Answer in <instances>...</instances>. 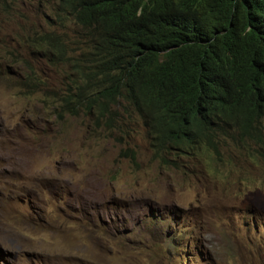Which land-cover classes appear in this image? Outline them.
I'll return each mask as SVG.
<instances>
[{
  "label": "rangeland",
  "instance_id": "374dc122",
  "mask_svg": "<svg viewBox=\"0 0 264 264\" xmlns=\"http://www.w3.org/2000/svg\"><path fill=\"white\" fill-rule=\"evenodd\" d=\"M3 7L0 54L24 59V23ZM11 60L0 57V264H264V163L161 158L136 119L55 118L51 90L29 94ZM34 64L63 88L68 70Z\"/></svg>",
  "mask_w": 264,
  "mask_h": 264
},
{
  "label": "trees",
  "instance_id": "16d2710c",
  "mask_svg": "<svg viewBox=\"0 0 264 264\" xmlns=\"http://www.w3.org/2000/svg\"><path fill=\"white\" fill-rule=\"evenodd\" d=\"M6 3L25 58L0 57L29 94L51 90L55 118L136 119L161 158L264 163V0H0V13ZM35 62L68 70L63 88Z\"/></svg>",
  "mask_w": 264,
  "mask_h": 264
},
{
  "label": "bare ground",
  "instance_id": "6f19581e",
  "mask_svg": "<svg viewBox=\"0 0 264 264\" xmlns=\"http://www.w3.org/2000/svg\"><path fill=\"white\" fill-rule=\"evenodd\" d=\"M167 30H168V29H167ZM213 59H214V58H213ZM214 62H215V61H214ZM214 65H215V63H214ZM218 67H219V66H218ZM224 76H225V75H224ZM224 76H223V77H224ZM216 87H217V86H216Z\"/></svg>",
  "mask_w": 264,
  "mask_h": 264
}]
</instances>
